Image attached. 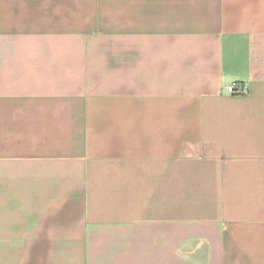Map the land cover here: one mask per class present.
Instances as JSON below:
<instances>
[{
	"label": "crops",
	"instance_id": "1",
	"mask_svg": "<svg viewBox=\"0 0 264 264\" xmlns=\"http://www.w3.org/2000/svg\"><path fill=\"white\" fill-rule=\"evenodd\" d=\"M0 264H264V0H0Z\"/></svg>",
	"mask_w": 264,
	"mask_h": 264
},
{
	"label": "built area",
	"instance_id": "2",
	"mask_svg": "<svg viewBox=\"0 0 264 264\" xmlns=\"http://www.w3.org/2000/svg\"><path fill=\"white\" fill-rule=\"evenodd\" d=\"M247 92V85L243 82H233L231 83L226 90L228 95H243Z\"/></svg>",
	"mask_w": 264,
	"mask_h": 264
}]
</instances>
